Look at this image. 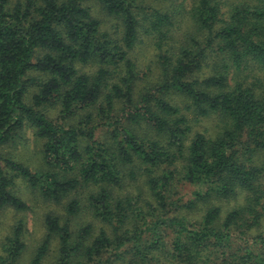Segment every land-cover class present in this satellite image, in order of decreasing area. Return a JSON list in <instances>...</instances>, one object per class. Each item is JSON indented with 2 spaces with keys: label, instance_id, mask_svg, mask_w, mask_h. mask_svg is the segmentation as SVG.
Returning <instances> with one entry per match:
<instances>
[{
  "label": "trees",
  "instance_id": "obj_1",
  "mask_svg": "<svg viewBox=\"0 0 264 264\" xmlns=\"http://www.w3.org/2000/svg\"><path fill=\"white\" fill-rule=\"evenodd\" d=\"M174 14L0 0V214L26 209L16 181L62 211L43 214L27 264H264V0H193L172 41ZM143 34L155 75L139 83ZM202 118L217 130L192 131ZM23 127L40 139L35 171L6 151ZM20 232L0 264H18Z\"/></svg>",
  "mask_w": 264,
  "mask_h": 264
},
{
  "label": "rangeland",
  "instance_id": "obj_2",
  "mask_svg": "<svg viewBox=\"0 0 264 264\" xmlns=\"http://www.w3.org/2000/svg\"><path fill=\"white\" fill-rule=\"evenodd\" d=\"M146 4L154 7H159L170 11L174 10V21L171 27L172 41L179 40L181 32L188 30L190 23L188 20V10L193 4V0H145ZM172 18V19H173ZM107 24L111 27V21ZM111 29V28H110ZM155 48L151 36L140 35V40L131 50V59L135 64V72L137 73L139 83H144L155 75ZM84 70H90V66L83 67ZM249 78L247 79V81ZM137 82V83H138ZM47 113V112H46ZM47 115L52 116V111L49 110ZM197 130L205 134L213 133L217 130L213 118H202L197 123L193 124L192 131ZM21 138L13 147L6 148L11 157L23 164L30 171L38 170L42 166L40 158V139L33 135V131L29 127H23ZM14 189L16 194L26 203V209L14 210L5 208L0 214V255L4 256L2 244L5 238L11 235V231L16 223H20L21 232L20 240L24 244V250L19 256L18 264H27L32 251L43 234L42 217L46 211L53 209L57 214L62 213L60 205H52L42 202L37 195L22 191L23 183L15 182ZM195 187L182 181H175L174 190L182 199L190 196L191 191ZM20 193V194H19ZM189 218H198L199 214H188ZM53 247L52 244L50 245ZM47 259H44L41 264H49Z\"/></svg>",
  "mask_w": 264,
  "mask_h": 264
}]
</instances>
